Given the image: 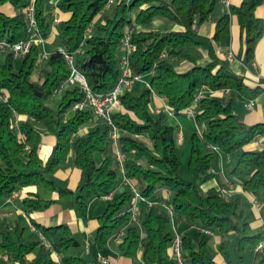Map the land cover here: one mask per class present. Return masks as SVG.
<instances>
[{"label": "trees", "instance_id": "16d2710c", "mask_svg": "<svg viewBox=\"0 0 264 264\" xmlns=\"http://www.w3.org/2000/svg\"><path fill=\"white\" fill-rule=\"evenodd\" d=\"M49 2L34 1L37 30L43 39L50 30L46 16ZM107 2L59 1L57 9L69 13V17L57 25L59 47L73 55L74 66L84 77L90 92L105 95L116 85L121 43L129 34L132 47L127 55L129 69L137 75L150 73L149 87L138 95L128 89L122 90L118 94L119 107L110 113V122L100 118L94 128L79 135L78 131L93 119L94 113L90 106L71 109L83 100L84 93L79 84L64 85L69 67L63 54L55 49L43 60L39 43L33 44L22 58L4 53L0 58V94L5 96L0 101V201L15 190L36 187L55 192L57 199H44L38 192H29L21 202L24 211L43 210L50 203L60 202L74 207L85 217L89 202L110 194L122 175L137 186L139 195L145 199L155 198L161 189L168 191L165 206L171 214L159 200L146 208L138 222L131 223L128 206L132 193L124 191L97 218L95 242L98 248L125 228L119 243L123 255L134 257L140 251L144 264H176L170 256L174 237L170 224L172 219H177L220 236L217 249L223 264H244L245 249H254L263 240L262 234H252L239 196L225 199L214 188L202 192L198 184L213 176L214 153L206 149V146H213L224 155L237 152L230 175L241 181L244 191L257 198L264 196V149L241 150L262 134L263 127L243 123L233 113L230 98L222 103L215 96L201 97L195 110V122L205 128L201 134L193 133L190 137L187 169L193 181H186L178 172L177 127L166 122L165 111L156 116L150 111L155 93L166 101L172 115H181L195 101L202 84L214 90H234L247 100L261 92V84L249 86L244 77L235 74L228 64L216 57L214 43L220 35L228 33L229 15L221 16L215 23L213 35L205 37L197 33L196 27L207 19L217 0H117L112 14L104 16L103 23L92 27L84 39L86 28L93 25L95 16L105 9ZM262 2L242 0L238 6L230 8L238 18L247 61L253 59L255 46L264 33V21L255 15L256 7ZM5 3L11 4L15 13L9 16L0 10V41L16 43L26 39L29 32L25 8L29 0H0V6ZM143 5L145 7L141 8ZM133 10L137 11L134 18L130 16ZM155 17L169 19L180 29L168 32L133 30L135 24H147ZM192 47L206 51L210 62L177 72L171 58L179 56L193 62L186 52ZM16 60H19L18 69L14 66ZM35 70L39 75L33 81L31 76ZM58 92L61 97L54 110L46 102ZM18 116L22 119L18 120ZM113 128L118 131L122 172L109 150ZM44 135L55 138L45 161L38 155ZM97 154L102 157L100 162ZM67 164L80 171L75 189L59 187L53 178L54 171ZM31 224L42 239L36 234L28 244L21 242L18 224L0 230V252L8 258L2 264H56L52 254L58 256L59 264H87L71 253L79 244L66 225ZM231 234L235 235L232 249ZM209 244L208 234L196 239L181 235L183 260L188 264H218L209 254ZM30 253L35 256L28 262ZM263 262L264 252L260 260Z\"/></svg>", "mask_w": 264, "mask_h": 264}, {"label": "crops", "instance_id": "0c3cea01", "mask_svg": "<svg viewBox=\"0 0 264 264\" xmlns=\"http://www.w3.org/2000/svg\"><path fill=\"white\" fill-rule=\"evenodd\" d=\"M59 1L61 0H50L46 10V16L50 24V30L46 39H44L42 44H39L42 54H45V57L42 58L43 60L51 51L59 48L57 25L60 21L66 20L69 17V13L61 12L57 9L56 5ZM116 1L117 0H114L111 5L106 6L100 14L95 16L92 27H95L99 23H103L102 18L104 16H110L112 14V9ZM227 1L228 2L226 3L225 0H217L207 19L197 25V33L205 37H211L215 30L216 21L221 16L228 14V33L220 35L214 43L216 57L220 61L228 64L230 69L235 74L244 77L249 86H255L259 83L262 85L263 89L254 98L247 100L234 90H214L208 87L206 84H202L196 93L195 101L190 107L195 111L198 100L201 97L215 96L220 98L222 103H226V101L230 98L231 109L233 113L236 114L243 123L246 125H261L263 127L262 134L256 136L251 142L243 146L241 150H262L264 149V33L255 46L253 59L251 61H247L245 57L244 38L240 31L238 18L230 10L231 7L238 6L242 0ZM144 7L145 5L141 6V8ZM0 10L9 16L14 15L15 13L12 5L9 3L1 5ZM108 11L111 12L109 15ZM136 14L137 11L133 10L131 11L130 16L134 18ZM255 15L259 18H262L264 21V0L259 6L256 7ZM55 19H57V22H54ZM179 29L180 27L173 21L163 17H155L147 24H135L133 27L134 31L168 32ZM186 52L194 60L193 62L179 56L171 58V62L173 63L177 72H186L194 65L203 66L210 62L207 52L200 48H188ZM3 54L4 53L0 52V58L4 56ZM228 55H232V60L227 59ZM38 75L39 71L35 70L31 76V79L36 81L38 79ZM144 77H146L144 74L140 75L139 80L134 81L129 88H123L122 90H130L135 82L142 81ZM146 78V87L143 88L142 91L149 87V81L151 78L150 73ZM249 101L252 103L251 109L247 108L246 106ZM150 111L154 116H156L161 111H165L167 113V119H169L170 122L172 121L171 123H175V126L178 129L177 135H180V141H177L178 145L184 143L185 136L191 133L192 128L198 134H200L205 128L204 125H197L195 120L190 118L185 113V111L181 115H172L167 108L166 101L155 93H153L151 98ZM17 119L21 120L22 117L18 116ZM99 121L100 118L94 116L90 122L81 127V129L78 131V134H86L89 130L94 128ZM54 143L55 138L53 136L44 135L42 137L38 148V155L43 161L48 158ZM117 149V145L110 143L109 150L112 155H114ZM206 149L208 151H213L214 153V161L211 168L213 176L205 182H200L198 184L199 189L202 192H205L208 189L214 188L219 193L221 190H225L226 194H224V196L226 199L234 195L239 196L241 209L244 212L245 220L248 222L252 234L260 233L264 239V196L261 195L257 198L253 194L244 191L241 181L238 178L230 175V171L234 165L237 152L230 155H224L213 146H206ZM96 159L98 162H100L102 159L101 155L97 154ZM79 174L80 171L75 166L72 164H67L57 168L53 173V178L57 186L75 189L77 187ZM124 191H130L129 184L121 175L118 185L110 193V198H105L102 196L91 200L87 206L85 217H83L74 207L65 206L60 202L50 203L43 210L29 209L24 211L21 206V202L25 197L28 196L29 192H38L40 197L53 200L57 199V194L55 192H46L43 189L36 187L21 189V195L18 199L13 200L12 202H7L6 199L0 201V230L5 227L10 229L14 227V225L18 224L19 228H21L19 234L20 240L22 243L28 244L35 235L34 231L32 230V222L41 226H56L64 224L68 227L73 237L78 241L79 244V247L75 250H72L71 253L75 256L83 258L87 264H144L141 260L140 251H138L134 257L125 256L120 252L119 243L123 235L110 239L101 248H98L95 242V235L99 226L97 218L103 214L107 208V205ZM168 197V191L161 189L157 192L155 198L147 200L151 201L152 203L158 202L160 200L162 201V206H165V201L168 200ZM255 202H257V204H255ZM136 205L139 210L140 218L148 205L145 200L136 201ZM197 226L198 225H187L176 219L173 225V227L176 229H174V233L188 235L196 239L202 234L196 230ZM124 229L122 231H124ZM208 235L210 236L209 246L212 248V254L210 253L212 258L218 264H223L222 257L220 256L217 249V245L220 242V236L213 232H210ZM251 251L253 256L251 259H249L248 264H264V262L260 263L262 256L261 254H263V252L256 253L254 252V249H251ZM96 254H99L105 259L106 262H99L96 258ZM34 256L35 253L28 254L27 261L30 262ZM51 256L55 263L59 264L58 256L56 254H52ZM3 262L4 261L0 257V264Z\"/></svg>", "mask_w": 264, "mask_h": 264}, {"label": "built area", "instance_id": "2783aa9c", "mask_svg": "<svg viewBox=\"0 0 264 264\" xmlns=\"http://www.w3.org/2000/svg\"><path fill=\"white\" fill-rule=\"evenodd\" d=\"M34 1L35 0H29L28 5L25 8V14L27 17V22H28V32L29 35L26 39L21 40L16 43H7L4 40L0 41V52L1 53H9L12 54L14 58H22L24 57L31 49L32 45L35 43L42 44L44 41L43 38L39 36L38 30H37V25H36V19L34 16ZM114 0H108L106 6H109L113 3ZM226 3L228 2L225 0ZM54 22H57V19L54 20ZM93 25H90L86 28L85 34H84V39L88 36L92 29ZM84 40L81 42V45H83ZM132 50L131 44L129 42V34H126L125 37L122 40L121 43V51H122V56L120 59V73L119 77L117 79L116 85L114 89L105 95L102 94H95L91 93L90 90L87 87V84L85 82L84 77L77 71V69L74 66L73 63V55L70 53L65 52V50L61 47L58 48V51L63 54L65 60L68 63L69 67V75L66 78L64 85L65 86H73L75 84H79L82 88V91L84 93V98L81 102L75 103L72 106V110L75 109H80L83 107L90 106L94 116L104 119L107 122H110V113L119 107V100H118V94L122 91L123 88H129L131 84L134 81L139 80L140 75L137 74H132L128 61H127V55L129 52ZM42 58L45 57V54L41 55ZM228 60H232V55L227 56ZM5 99V96L3 94H0V101H3ZM247 108L251 109L252 103L249 101L246 104ZM185 113L195 120V111L191 107H188L185 109ZM16 124V122H15ZM205 127V126H204ZM201 134V133H200ZM117 139H118V131L116 128H113L111 134H110V142L113 145H117ZM177 141H180V135H177ZM115 159L119 163V168L122 172V159L123 156L117 149L114 153ZM125 179V178H124ZM125 181L129 184V190L132 193V201L128 206V211L130 213V222H138L139 220V210L136 205V201L138 200H145L147 205L150 206L153 204L151 201H148L147 199L141 197L139 195L137 186L130 183L128 180L125 179ZM226 194L225 190H221L220 195L226 199L224 196ZM21 195V190H15L11 193L9 197L6 198L7 202H12L15 199H18ZM105 198H110V194L105 195ZM257 204V202H255ZM166 210L168 211L169 214H171V211L168 207L164 206ZM32 230L34 231L35 235L37 234L39 238L42 239V236L40 233L36 230V228L33 226ZM196 230L202 234H210V231L204 228H201L199 226L196 227ZM121 231L118 235L115 237H119L122 235ZM264 248V239L261 240L254 248L255 251H260L261 249ZM170 256L173 258L176 264H184V260L181 255V235L180 234H175L170 246ZM0 257L4 262L8 261V258L5 254L0 253ZM96 258L99 262L105 263V259L102 258L99 254H96Z\"/></svg>", "mask_w": 264, "mask_h": 264}, {"label": "rangeland", "instance_id": "374dc122", "mask_svg": "<svg viewBox=\"0 0 264 264\" xmlns=\"http://www.w3.org/2000/svg\"><path fill=\"white\" fill-rule=\"evenodd\" d=\"M111 11V9H110ZM110 11H108V15L111 13ZM42 63V62H41ZM39 63V65L41 64ZM42 65V64H41ZM15 69H18V66H19V60H16L15 61ZM147 75H149V73H145L144 76L147 77ZM146 77H144L142 79V81L140 82H135L133 84V86L131 87L130 89V92L133 94V95H138L140 94V92L142 91L143 88L146 87ZM60 97H61V93H55L53 94L46 102V104L52 108V109H56L57 106H58V103H59V100H60ZM166 122L169 123V124H172V125H175V123H171L169 119H166ZM193 124V123H192ZM178 130V129H177ZM194 133H197L196 131H194V129L192 128V131L191 133H189L187 136H185V140H184V143L182 144H179L178 147H177V154H178V158H179V162H180V166H179V169H178V172H179V175L182 179L186 180V181H193L192 177L190 176L189 174V171L187 169V160H188V155H189V149H190V144H191V141H190V137L191 135ZM176 219H172L171 221V224H170V227H171V231L172 233L175 235L177 233H174V221ZM176 230V229H175ZM210 231V230H209ZM234 240H235V235L234 234H231L230 237H229V241H230V246H231V249L234 245ZM209 249V254L212 252V248L211 246L208 247ZM254 252L258 253V252H264V248L261 249L260 251H255ZM212 254V253H211ZM210 254V255H211ZM262 255V254H261ZM253 256V253L251 251L250 248H246L244 253H243V259H244V264H248L249 263V259H251ZM255 257V256H254ZM184 263L187 264V260L184 259Z\"/></svg>", "mask_w": 264, "mask_h": 264}]
</instances>
